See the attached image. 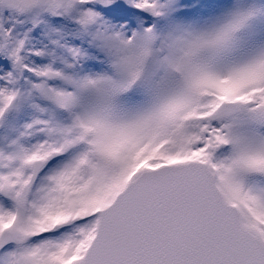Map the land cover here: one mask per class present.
Instances as JSON below:
<instances>
[{
    "label": "snow or ice",
    "instance_id": "6c2138e0",
    "mask_svg": "<svg viewBox=\"0 0 264 264\" xmlns=\"http://www.w3.org/2000/svg\"><path fill=\"white\" fill-rule=\"evenodd\" d=\"M0 264H264V0H0Z\"/></svg>",
    "mask_w": 264,
    "mask_h": 264
}]
</instances>
